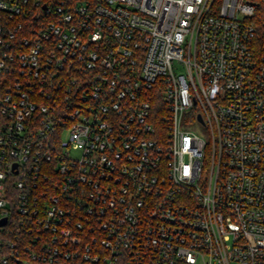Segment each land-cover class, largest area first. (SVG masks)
<instances>
[{
    "label": "built area",
    "instance_id": "obj_1",
    "mask_svg": "<svg viewBox=\"0 0 264 264\" xmlns=\"http://www.w3.org/2000/svg\"><path fill=\"white\" fill-rule=\"evenodd\" d=\"M0 264H264V0H0Z\"/></svg>",
    "mask_w": 264,
    "mask_h": 264
},
{
    "label": "water",
    "instance_id": "obj_2",
    "mask_svg": "<svg viewBox=\"0 0 264 264\" xmlns=\"http://www.w3.org/2000/svg\"><path fill=\"white\" fill-rule=\"evenodd\" d=\"M201 119V118H200ZM6 223V220H4L3 222H2V224H5Z\"/></svg>",
    "mask_w": 264,
    "mask_h": 264
}]
</instances>
